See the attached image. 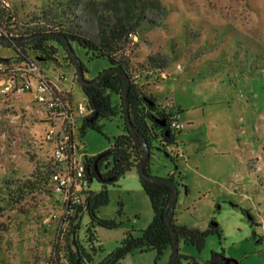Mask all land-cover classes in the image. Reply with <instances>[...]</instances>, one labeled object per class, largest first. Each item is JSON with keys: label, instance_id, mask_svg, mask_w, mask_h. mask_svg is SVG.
<instances>
[{"label": "rangeland", "instance_id": "1", "mask_svg": "<svg viewBox=\"0 0 264 264\" xmlns=\"http://www.w3.org/2000/svg\"><path fill=\"white\" fill-rule=\"evenodd\" d=\"M0 1L10 3L14 13L5 12L4 26L12 29L16 21L20 30L33 26L30 21L48 2L55 7L67 0ZM159 1L169 11L167 20L154 29L142 28L130 40L125 56L135 85L163 107L175 108L181 126L177 138L181 145L175 150L185 183L179 184L175 224L206 228L215 220L221 230V238L208 237L199 253L180 241L179 253L204 264L212 252L223 249L239 264H264V0ZM83 23L92 36L99 34L94 20ZM73 49L87 70V81L109 70L107 60L91 59L76 44ZM13 56L12 49L0 46V58ZM58 57L65 58L62 49ZM150 57L159 66L151 64ZM66 64L60 62L56 68L54 63H42L41 68L68 104L67 111L64 107L49 111L36 101H11L22 95L7 93L9 83L0 78V264H70L71 216H66L64 196L47 180L46 167L53 162L55 146L66 138L73 137L79 146L75 155L81 161L110 147L96 131L90 130L83 139L78 136L81 121L92 111L78 72ZM32 83L31 98L36 99L39 82ZM101 124L109 139L123 133L120 115ZM153 153L151 175L167 178L173 165L161 153ZM37 169L42 179L35 176ZM91 188L98 191V183ZM242 210L252 214L256 225ZM97 215L117 219L121 225L112 231L96 227L103 252L92 264L112 253L126 233H139L152 222L137 169L118 187L109 188V204ZM82 222L79 243L86 245L89 216L84 215ZM156 259V252L136 251L123 264H154ZM169 261L166 252L158 264Z\"/></svg>", "mask_w": 264, "mask_h": 264}, {"label": "trees", "instance_id": "2", "mask_svg": "<svg viewBox=\"0 0 264 264\" xmlns=\"http://www.w3.org/2000/svg\"><path fill=\"white\" fill-rule=\"evenodd\" d=\"M49 3L41 7L42 13L40 16L37 15L38 17L35 20L30 21L34 22L33 26L26 24L25 27L27 28L18 30L16 21H12L14 22L13 25L11 24L12 29L10 24L4 26L5 12L13 13V11L10 3L0 1V37L15 40L46 34L61 35L68 40L72 49L73 45L76 44L91 55V59L107 60L110 64L109 70L126 74L131 82L127 101L128 114L132 125L146 138L150 147L151 156L146 172L151 175V158L155 150L164 155L173 165L174 176H169L167 179L174 181L179 188V184L183 183L185 178L182 177L178 165L179 151L175 150L180 146L177 139L180 130L172 127L178 121L176 114L173 112L175 108L163 107L158 104L155 97L145 94L135 85L130 74V60L125 56L130 40L144 27L154 29L161 26L169 16L168 9L159 0H67L65 3H58L55 7L52 3L48 6ZM87 18L94 20L96 23L99 33L96 37L92 36L89 31L84 30L83 21ZM0 46L14 51L13 57L0 58V63L10 68L8 71H0V78H10L14 75L12 70L15 67L23 68L32 65L38 66L44 74L41 68L42 63H54L56 68L59 67L60 62L61 64L67 63V66L76 69L65 44L57 38L36 39L18 46ZM59 49H62L65 53L63 61L59 60ZM149 62L159 66V61L154 58L150 57ZM164 63L162 61V66L166 68ZM83 70L84 74L87 73L84 65ZM123 89V78L117 73L107 75L98 86L82 87L92 112L81 121L82 124L77 130L78 136L83 139L90 130L96 131L106 137L110 142V147L99 156L84 157L83 162L86 167L85 175L88 187L81 193L84 196L82 205L73 208L71 202L68 205L65 204L66 216H71L69 220L72 238L69 245L70 264H92L94 256L103 252L96 227L112 231L118 229L121 223L117 219H100L97 210L109 204V188L118 187L119 182L126 174L138 169L143 158L144 147L141 142L136 141L126 124V113L122 101ZM115 97L119 101H115ZM56 99L63 104L58 106L54 112L60 110L61 107H64L67 111L68 104L62 100L59 93L56 95ZM177 111L178 114L182 112L179 107ZM117 115H120L123 119V133L109 139L104 134V126L101 121L111 119ZM72 142L73 138L71 137L70 143ZM55 163L53 159V162L47 165L46 174L47 180L54 187V191L60 193L53 181V176L56 173ZM41 174L39 169L35 171V176L39 179H42ZM176 175L179 177L178 182L175 181ZM94 183H98V191L92 190L91 185ZM140 185L151 206L153 214L151 224L139 233L133 231L126 233L116 249L98 264H123L126 258L136 251L156 252L157 259L154 264H158V261L166 252L170 253L171 259L173 238L166 223V214L168 213L167 206L173 190L166 184L150 183L141 179ZM60 194L65 198L64 194ZM72 209L74 211L71 213ZM242 212L248 216L252 226L256 225L255 219L249 211L242 210ZM118 214L121 215V212ZM84 215H88L90 218L89 224L85 226L86 245L79 243V233L82 230ZM172 224L179 240L184 241L185 245L198 253L205 248L208 237L217 236L219 239L221 238V230L215 220H212L206 228L176 225L174 217ZM182 261H185L186 264H199L195 257L183 256L179 253L176 264H181ZM204 264H239V262L227 258L222 249L212 252L210 258Z\"/></svg>", "mask_w": 264, "mask_h": 264}, {"label": "built area", "instance_id": "3", "mask_svg": "<svg viewBox=\"0 0 264 264\" xmlns=\"http://www.w3.org/2000/svg\"><path fill=\"white\" fill-rule=\"evenodd\" d=\"M9 69V67L0 63V71H8ZM12 74L14 75L6 79L9 83V87L6 90L7 93L15 92L18 95H24L30 91L32 79H37L39 84L37 86L38 95L36 102L40 106L49 111H55L58 106L63 104L60 100L56 99V95H58L57 90H55L54 85L48 77L41 72L38 66L15 67L12 70ZM80 110V114H84L86 111L83 107H81ZM172 127L176 130H181L178 121L174 123ZM78 149L79 147L74 139L73 142L70 143V139L66 138L55 146L52 154L56 162V173L53 176V181L56 184L57 190L65 195V204L68 205L71 202L73 208L82 205L84 196H82L81 193L88 187L84 162L78 160L75 155V151ZM73 211L74 209L71 210V213Z\"/></svg>", "mask_w": 264, "mask_h": 264}, {"label": "water", "instance_id": "4", "mask_svg": "<svg viewBox=\"0 0 264 264\" xmlns=\"http://www.w3.org/2000/svg\"><path fill=\"white\" fill-rule=\"evenodd\" d=\"M49 37L60 39L65 44L66 49L69 52V55H70V57L74 63V66H75L77 72H78L79 82L83 88L98 86L101 83V81L107 75H109L111 73H117L123 78L124 89H123V93H122V101H123L124 110L126 113V124L128 126L129 131L132 133L133 137L136 139V141L141 142L143 147H144L143 158H142V161H141V163L137 169L138 175L142 181H148L150 183L166 184V185L170 186L173 190L171 199H170L168 206H167L168 213L166 214V223H167V226H168V228L172 234V238H173L172 257H171L170 261L168 262V264H176L178 259H179L180 240H179L178 235H177V233L174 229V226L172 224V219L175 215V209H176V205L178 202L179 188L177 187L175 182L170 180V179L153 177L146 172V167L150 161V156H151L150 155V147L146 141V138L137 129L134 128V126L131 123L130 116L128 114V102L127 101H128V94H129V90H130V86H131L130 79L128 78V76L126 74H122L120 71L109 70V71L103 73L95 81H87L85 79L82 61L80 60V58H78L76 56V54L73 51L68 40L64 36H61V35L46 34V35H38V36L30 37L27 39H15V40L0 37V45L18 46L21 44L31 42V41L36 40V39L49 38Z\"/></svg>", "mask_w": 264, "mask_h": 264}, {"label": "crops", "instance_id": "5", "mask_svg": "<svg viewBox=\"0 0 264 264\" xmlns=\"http://www.w3.org/2000/svg\"><path fill=\"white\" fill-rule=\"evenodd\" d=\"M34 90H33V83H32V87H31V89H30V91H28L26 94H24V95H22V98L20 99V98H17V99H14L15 97H12L10 100L11 101H37V98L35 99V97L34 98H31V96H34ZM27 96H29V98L27 97ZM179 107V106H178ZM180 108V107H179ZM181 109V108H180ZM179 142V141H178ZM180 143V142H179ZM180 145H181V143H180ZM173 167V166H172ZM150 171H151V174H152V164L150 165ZM169 176H174V168H172V172L171 173H168V175H167V178L169 177ZM140 187H141V185H140ZM142 189V188H141ZM140 213H137V216L140 218V215H139ZM175 216H176V214L174 215V218H175ZM177 222V221H176ZM137 223V222H136ZM145 225V224H144ZM179 225H182V224H179ZM143 226H141V228H142ZM133 228L135 229V226H133ZM128 258V257H127Z\"/></svg>", "mask_w": 264, "mask_h": 264}]
</instances>
